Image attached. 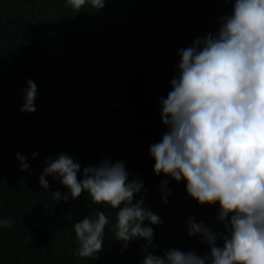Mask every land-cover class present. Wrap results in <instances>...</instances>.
Segmentation results:
<instances>
[{"label": "trees", "instance_id": "16d2710c", "mask_svg": "<svg viewBox=\"0 0 264 264\" xmlns=\"http://www.w3.org/2000/svg\"><path fill=\"white\" fill-rule=\"evenodd\" d=\"M232 11L226 0H107L98 12L89 4L75 12L66 0H0V219L13 221L0 227V264H143L145 241L122 250L110 227L98 258L75 254L74 224L100 211L111 224L116 213L91 204L87 193L53 198L69 190L52 176L45 177L49 189L41 188L46 160L61 153L81 165L80 178L84 167L107 159L124 162L130 181H143L144 206L162 220L145 221L154 231L150 253L209 254L200 236L188 235V219L223 231L219 205L201 206L185 181L157 176L149 149L167 131L160 100L179 75V49L215 34ZM28 80L37 85L32 114L20 111ZM17 154L29 170H21Z\"/></svg>", "mask_w": 264, "mask_h": 264}, {"label": "clouds", "instance_id": "9594fccd", "mask_svg": "<svg viewBox=\"0 0 264 264\" xmlns=\"http://www.w3.org/2000/svg\"><path fill=\"white\" fill-rule=\"evenodd\" d=\"M107 0H66L80 12L86 4L96 12ZM233 3L231 15L219 21L215 34L194 40L179 49V75L171 91L161 98V122L167 128L160 142L150 145L154 173L172 181L186 182V192L201 206L219 205L217 219L223 231H212L195 217L188 219V235L200 236L209 254L167 249L162 255L148 251L153 245V227L162 220L144 206L147 189L137 177L129 180L124 162L102 160L97 166L81 165L61 153L48 158L39 185L47 191L45 177L52 176L69 190L57 200H73L87 193L93 205L115 211L110 224L104 212L87 215L74 224L81 258L96 259L103 250L106 227L127 249L133 240H143V264H264V0H226ZM20 111L35 113L37 85L27 81ZM38 153H33V157ZM21 170L30 165L17 154ZM169 181L161 184L162 202L171 194ZM140 195L138 200L134 198ZM10 218L0 227H11ZM222 242V247L219 246Z\"/></svg>", "mask_w": 264, "mask_h": 264}]
</instances>
